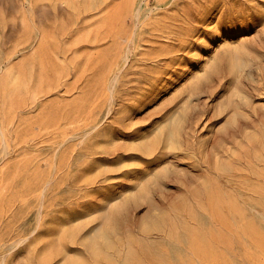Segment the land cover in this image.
<instances>
[{
    "label": "rangeland",
    "instance_id": "1",
    "mask_svg": "<svg viewBox=\"0 0 264 264\" xmlns=\"http://www.w3.org/2000/svg\"><path fill=\"white\" fill-rule=\"evenodd\" d=\"M0 264H264V0H0Z\"/></svg>",
    "mask_w": 264,
    "mask_h": 264
},
{
    "label": "bare ground",
    "instance_id": "2",
    "mask_svg": "<svg viewBox=\"0 0 264 264\" xmlns=\"http://www.w3.org/2000/svg\"><path fill=\"white\" fill-rule=\"evenodd\" d=\"M112 89V88H111ZM177 119H174L171 124H170V127L172 128V126L174 125V123L176 122ZM179 120H180V116H179ZM169 127V128H170ZM171 128L169 129V139H172L174 137V133H173V130H171ZM171 130V131H170ZM212 158V157H211Z\"/></svg>",
    "mask_w": 264,
    "mask_h": 264
}]
</instances>
